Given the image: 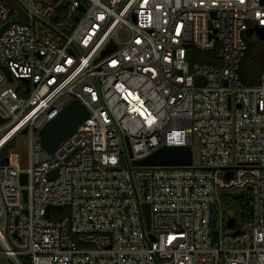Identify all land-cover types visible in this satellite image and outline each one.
<instances>
[{
	"label": "built area",
	"instance_id": "built-area-1",
	"mask_svg": "<svg viewBox=\"0 0 264 264\" xmlns=\"http://www.w3.org/2000/svg\"><path fill=\"white\" fill-rule=\"evenodd\" d=\"M17 1L28 21L0 0V264H264V70L239 77L262 0ZM73 100L89 118L46 151L41 129ZM20 134L24 168L5 155ZM196 145L198 163H132Z\"/></svg>",
	"mask_w": 264,
	"mask_h": 264
},
{
	"label": "water",
	"instance_id": "water-1",
	"mask_svg": "<svg viewBox=\"0 0 264 264\" xmlns=\"http://www.w3.org/2000/svg\"><path fill=\"white\" fill-rule=\"evenodd\" d=\"M13 10L17 12V17L21 21H28V17L25 14L23 8L18 3L17 0H4ZM264 4V0H262ZM256 33L259 38L264 42V27H257L250 29L248 35ZM119 35L122 38H127L129 33L125 28H120ZM190 47V46H189ZM115 45H111L104 54H108L115 50ZM187 59L190 64V68L193 63V51L191 48L187 51ZM4 72L8 76L10 82L14 81V78L8 71L6 67H2ZM197 85L203 83L202 78H197ZM90 116V110L79 100H73L70 102L53 120H51L47 125H45L41 131V141L43 147L48 152H53L61 141L70 136L73 131L86 121ZM127 148L129 156L133 157L130 144L127 139ZM193 160L199 162V146H162L147 157L143 159H133L132 163L134 165H143V166H156V165H190ZM2 163H8L9 158L6 157L1 161ZM56 171L52 173L55 175ZM27 175L26 173H21L20 181L21 184H26ZM24 197L26 199V190H23ZM240 195L236 196V199H239ZM47 208V217L50 218V209ZM61 209V207H58ZM144 213L147 227L150 228L151 225V215H150V206L148 204L144 205ZM235 219L230 218L227 222L228 228H234ZM239 230H235L233 234L239 233Z\"/></svg>",
	"mask_w": 264,
	"mask_h": 264
},
{
	"label": "trees",
	"instance_id": "trees-1",
	"mask_svg": "<svg viewBox=\"0 0 264 264\" xmlns=\"http://www.w3.org/2000/svg\"><path fill=\"white\" fill-rule=\"evenodd\" d=\"M255 41L257 43L259 42V49H261V51H259L257 48H254V46L247 42V49L239 66L240 80L247 86L256 85L259 81L262 71L264 70V43L259 40ZM196 55L201 56V62H211L213 60L211 52L196 51ZM233 198H236V196H233ZM238 202V208L242 211V215L244 217L246 216V219H248L250 212V202L247 200H239Z\"/></svg>",
	"mask_w": 264,
	"mask_h": 264
},
{
	"label": "rangeland",
	"instance_id": "rangeland-1",
	"mask_svg": "<svg viewBox=\"0 0 264 264\" xmlns=\"http://www.w3.org/2000/svg\"><path fill=\"white\" fill-rule=\"evenodd\" d=\"M246 41L250 43V45L254 46V48L259 49L260 44L254 40V37L248 36L246 37ZM261 51V49H259ZM15 84V83H14ZM13 84V85H14ZM5 155L11 158L12 163L16 164L19 168H24L28 163V136L26 134H20L16 137L15 140L11 142L5 148ZM240 191L233 190L231 195H238ZM239 200L231 199L230 196L225 198V209L227 214L236 216V225L237 227H242L246 223V216L242 215V211L238 208Z\"/></svg>",
	"mask_w": 264,
	"mask_h": 264
},
{
	"label": "flooded vegetation",
	"instance_id": "flooded-vegetation-1",
	"mask_svg": "<svg viewBox=\"0 0 264 264\" xmlns=\"http://www.w3.org/2000/svg\"><path fill=\"white\" fill-rule=\"evenodd\" d=\"M237 200H244V201H249V198H247V197H243L242 195L240 196V198L239 199H237ZM250 202V201H249Z\"/></svg>",
	"mask_w": 264,
	"mask_h": 264
}]
</instances>
